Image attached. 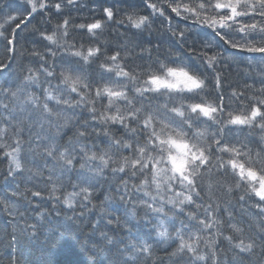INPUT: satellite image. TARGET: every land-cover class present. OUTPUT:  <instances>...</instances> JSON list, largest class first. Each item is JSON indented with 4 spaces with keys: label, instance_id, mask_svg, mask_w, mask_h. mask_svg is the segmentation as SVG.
Masks as SVG:
<instances>
[{
    "label": "clouds",
    "instance_id": "clouds-1",
    "mask_svg": "<svg viewBox=\"0 0 264 264\" xmlns=\"http://www.w3.org/2000/svg\"><path fill=\"white\" fill-rule=\"evenodd\" d=\"M216 4L0 0V264H264L259 180H241L226 166L220 183L233 191L217 190L223 227L196 234L178 210L191 193L204 212L207 177L197 179L200 192L185 178L200 162L189 160L191 172L180 176L169 160L174 150L145 126L150 109L179 95L151 90L148 77L166 66L186 69L199 87L183 95L207 103L216 101V71L231 109L250 110L251 97L264 95V56L248 50L264 47V15H249L264 14V3L234 0V19ZM89 24L98 27L89 32ZM89 46L101 53L89 56ZM113 51L127 74L115 69L102 80ZM209 53L216 67L205 62ZM262 126L264 115L252 127L208 128L223 127V140L264 175Z\"/></svg>",
    "mask_w": 264,
    "mask_h": 264
},
{
    "label": "snow or ice",
    "instance_id": "snow-or-ice-1",
    "mask_svg": "<svg viewBox=\"0 0 264 264\" xmlns=\"http://www.w3.org/2000/svg\"><path fill=\"white\" fill-rule=\"evenodd\" d=\"M264 3V0H259ZM234 0H217L216 7L223 13L228 10L231 16L228 19H234L239 13L236 8L232 5ZM107 11V10H106ZM252 16L264 15L256 11L249 13ZM223 19L220 18L221 27H223ZM215 18L213 19V24ZM98 25H88V31L91 32ZM253 29L256 28L255 24H252ZM222 39L225 40L233 48H244V45L239 41L233 42L228 39L223 33H218ZM67 35V33H65ZM249 51L256 52L264 56V47L254 46L248 49ZM73 51L75 52V41L73 40ZM104 53L107 55V49L105 48ZM88 55H99L101 48L97 46L93 48L91 46L87 49ZM112 63L110 65H104L106 71L101 73L100 79L109 78L111 72L115 69H121L127 74V70L124 69L123 61H120V53L113 51L110 54ZM117 61H120L117 63ZM205 62L210 67H216L218 58L209 53L207 54ZM223 73L216 71L214 73V88L217 89L216 101L213 103H207L203 99H197L196 95L184 96L185 91L191 90L195 93L199 87V81L191 77L187 70L181 67H163V72H153L148 77V83L152 86V91L159 92L161 89H166L169 93H178L179 95H170L166 100L158 102L155 109H150L145 126L152 125L155 132V138L161 143H167L169 148L174 151L170 152L169 160L172 164L173 169L182 177L185 172H191L189 168V160L193 163L199 161V172L196 176L188 175L185 177L190 186L195 188L197 192H200V187L197 185V179L201 176L207 177V188L208 201L204 207V212L201 214L199 209L202 207L201 203L192 196L191 193H185L189 196V202L185 204L182 209H179L181 215L190 221L189 226L192 231L199 234L200 230L207 231L208 229L214 228L216 225L223 227L224 221L220 212V201L217 196V190L222 187H227L228 192H232L233 188L231 185H223L220 183L222 176V170L226 166L230 167L235 175L241 180L247 178L250 181L260 182V188H254L257 196L264 200V175H261L255 167L245 165L240 159L241 152L239 149L223 140V127L216 131H211L208 128L209 124H219L223 122L224 126H246L252 127L257 118L264 115V95L260 97H251L253 103L251 104L250 110L247 106L242 105L240 110H233L229 105L225 104V97L223 94V86L225 81L222 80ZM90 78H95L94 75ZM191 81V84L188 83ZM106 93L110 92L108 87L104 88ZM148 91V89H145ZM264 93V89H261ZM232 95H236V90H232ZM242 96L243 93L241 92ZM231 102H229L230 104ZM170 111L177 112L180 114V119L166 118ZM184 111L188 112L187 116H184ZM200 113L202 118L193 119V117ZM153 115L156 117L153 120ZM156 124H160L161 127L156 129ZM264 127V126H262ZM207 144V149L204 145ZM251 158V157H250ZM257 153V159H261ZM215 160V163H213ZM237 190L239 185L236 186ZM179 194V193H178ZM243 199V196H240ZM213 203H215V210L213 209ZM232 227L239 231L235 225ZM219 234V232H218ZM188 250L192 251L191 241L187 242Z\"/></svg>",
    "mask_w": 264,
    "mask_h": 264
}]
</instances>
